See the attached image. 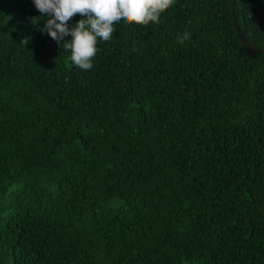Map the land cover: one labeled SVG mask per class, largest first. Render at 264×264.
Listing matches in <instances>:
<instances>
[{
	"label": "trees",
	"instance_id": "1",
	"mask_svg": "<svg viewBox=\"0 0 264 264\" xmlns=\"http://www.w3.org/2000/svg\"><path fill=\"white\" fill-rule=\"evenodd\" d=\"M232 1L117 22L85 71L0 0V264H264V54ZM236 17L264 49V0Z\"/></svg>",
	"mask_w": 264,
	"mask_h": 264
},
{
	"label": "clouds",
	"instance_id": "2",
	"mask_svg": "<svg viewBox=\"0 0 264 264\" xmlns=\"http://www.w3.org/2000/svg\"><path fill=\"white\" fill-rule=\"evenodd\" d=\"M176 0H33L36 10L41 16L29 18L30 22L40 23V29L52 40L70 51L69 59L81 70L91 71L93 60L99 48L97 45L109 42L116 31L117 22H127L147 26L157 24L160 17ZM82 17L69 27V21L76 15ZM65 37L71 39L65 40ZM30 37H25L20 43L28 45ZM178 43L183 45L191 39V33L185 31L177 34Z\"/></svg>",
	"mask_w": 264,
	"mask_h": 264
},
{
	"label": "water",
	"instance_id": "3",
	"mask_svg": "<svg viewBox=\"0 0 264 264\" xmlns=\"http://www.w3.org/2000/svg\"><path fill=\"white\" fill-rule=\"evenodd\" d=\"M231 12H232V18H233V23H234V27L236 29V32L238 34V37L240 39V41L245 45V47L257 54H264V49H258L254 46H252L244 37V34L242 32V29L238 23L237 17H236V0L232 1V6H231Z\"/></svg>",
	"mask_w": 264,
	"mask_h": 264
}]
</instances>
